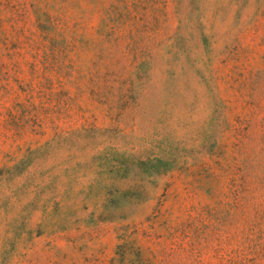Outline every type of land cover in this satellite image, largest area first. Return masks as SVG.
I'll return each instance as SVG.
<instances>
[{
    "label": "rangeland",
    "instance_id": "obj_1",
    "mask_svg": "<svg viewBox=\"0 0 264 264\" xmlns=\"http://www.w3.org/2000/svg\"><path fill=\"white\" fill-rule=\"evenodd\" d=\"M0 264H264V0H0Z\"/></svg>",
    "mask_w": 264,
    "mask_h": 264
}]
</instances>
